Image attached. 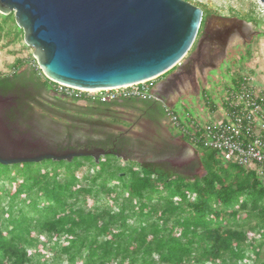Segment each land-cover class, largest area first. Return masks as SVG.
Masks as SVG:
<instances>
[{
  "label": "trees",
  "instance_id": "1",
  "mask_svg": "<svg viewBox=\"0 0 264 264\" xmlns=\"http://www.w3.org/2000/svg\"><path fill=\"white\" fill-rule=\"evenodd\" d=\"M10 20L0 13V42ZM25 64L0 73V93L18 95L11 125L37 115ZM213 151L193 176L111 154L0 162V264H264V183Z\"/></svg>",
  "mask_w": 264,
  "mask_h": 264
},
{
  "label": "water",
  "instance_id": "2",
  "mask_svg": "<svg viewBox=\"0 0 264 264\" xmlns=\"http://www.w3.org/2000/svg\"><path fill=\"white\" fill-rule=\"evenodd\" d=\"M0 13L14 14L48 79L99 89L165 75L192 48L204 16L203 8L189 0H0ZM175 89L178 82L170 86L165 79L156 94L165 101ZM17 99L0 93L2 164L83 156L99 162L102 156L120 155L104 147L58 150L17 132L6 116Z\"/></svg>",
  "mask_w": 264,
  "mask_h": 264
},
{
  "label": "rangeland",
  "instance_id": "3",
  "mask_svg": "<svg viewBox=\"0 0 264 264\" xmlns=\"http://www.w3.org/2000/svg\"><path fill=\"white\" fill-rule=\"evenodd\" d=\"M189 1L203 8L205 16H207L209 12L220 16L236 15L240 19L248 22L246 24L254 32V37L251 39V42L241 49L244 53H242L238 47L231 51L227 72H219V78L211 84V89H206L205 92L219 99L221 97L223 85L227 83L231 77L232 69L253 74L256 83L264 89V3L260 0ZM18 33L20 34L16 37L15 41H12L10 38H14ZM242 41L243 39L240 36L236 37L234 40L236 43H242ZM32 52V48L26 45L23 30L19 27L16 20L15 22L11 20L8 21L6 23L5 35L0 42V73H12L13 65L19 58L27 60V64L22 66L19 71L29 70L31 66L35 64L31 59V56H33ZM245 54H247V56H245ZM168 75L169 74L164 77ZM49 88L52 89L50 90ZM54 91V87L49 84L47 89L44 88L41 92L36 94L38 104H36L35 109L37 115L40 119L45 118L50 122L48 126L34 124L32 128L36 126L37 129L34 128V130L36 133L45 136L44 139L47 140H44L45 142H51L50 138L57 133L61 134L64 131L72 129V124L78 125L80 132H88L92 128L100 129L106 124L115 125L116 128L120 127L119 129H122V131L127 130V128L115 123L114 116H116V114L110 111H104L95 117L91 116L86 118L80 116L78 119L73 118V115H75L74 113H76L75 105L69 100L57 97ZM205 107V94L196 100L192 96L182 95L179 97L174 109L181 115H185L187 111H192L195 115L201 116L205 111ZM83 115L85 116L86 114L84 113ZM119 116L135 122L139 115L120 112ZM85 119H89V122ZM137 124L135 129H130L131 136L136 139L138 143V161L135 162L143 161L146 158L151 159L155 155H159L168 149L166 146L169 141L167 140V131L165 127L150 126L146 120L142 119L138 120ZM194 147L198 154H193L191 152V160L189 163L183 165L179 164L174 155L171 154L168 156L165 166L190 176L205 174L202 162H205L207 156L213 154L214 151L200 145H195ZM117 157L120 158L121 163L126 161L120 156ZM49 257V259H52V252H49Z\"/></svg>",
  "mask_w": 264,
  "mask_h": 264
},
{
  "label": "flooded vegetation",
  "instance_id": "4",
  "mask_svg": "<svg viewBox=\"0 0 264 264\" xmlns=\"http://www.w3.org/2000/svg\"><path fill=\"white\" fill-rule=\"evenodd\" d=\"M215 13H210L207 16H203V20L196 37V40L185 56V58L174 67L172 70L167 72L164 76L169 74L167 77H162L158 81V88H160V82L167 79L170 86L174 81L178 82L179 89H175L174 93L171 94L165 101L156 99H144V98H128V100L137 105L139 108V116L137 121L142 119L146 120L150 126H168V120L165 113V106L169 105L173 107L172 97L176 94L182 96V87L190 85V93L195 96L200 87L208 84L212 78L211 74L219 72H227L228 62L230 58L231 51L234 48L242 49V47L247 46L251 39L254 37V32L248 27L246 21H242L236 15L222 16L225 18L216 17ZM220 16V15H219ZM242 37V43H236L234 40L236 37ZM242 51V50H241ZM242 53H244L242 51ZM27 78V87H21V90L25 93L31 95H36L41 92L42 89L47 87L44 84H36L33 81L30 70L22 71ZM50 89V88H49ZM52 89V88H51ZM50 89V90H51ZM163 91H168V88H164ZM57 97H62L65 100L75 102L74 98L68 97L65 94L57 93L54 91ZM18 97L16 94H12ZM18 100V99H17ZM127 100V99H124ZM18 106H13L7 109V112ZM73 118L78 119L80 116L73 115ZM81 117L88 118V115H81ZM89 122V119H85ZM49 122L45 118H41L35 115L31 120L26 123H21L17 120L16 123H12V126L17 132L23 134H30L35 140H45V136L40 133H36L34 130L37 129L36 126L32 128L35 124L48 126ZM94 122V121H93ZM138 125V124H137ZM70 130L64 131L61 134H55L51 137V142H47L50 147L58 150L66 149H81V148H96L104 147L106 149L116 148L120 157L124 159L138 161L137 140L134 139L130 132L131 130L122 131L115 125H103L100 129L92 128L88 132H80L78 125H71ZM116 156L115 154H112ZM166 153H160L155 155L153 158H146L143 161L161 163L165 160ZM140 161V162H143Z\"/></svg>",
  "mask_w": 264,
  "mask_h": 264
},
{
  "label": "built area",
  "instance_id": "5",
  "mask_svg": "<svg viewBox=\"0 0 264 264\" xmlns=\"http://www.w3.org/2000/svg\"><path fill=\"white\" fill-rule=\"evenodd\" d=\"M163 76L94 91L49 80L57 93L68 97L110 102L156 99L158 81ZM220 96L216 99L205 94L206 117L189 112L181 115L166 105L167 120L192 144L215 150L225 162L254 171L264 183V89L253 74L232 69Z\"/></svg>",
  "mask_w": 264,
  "mask_h": 264
},
{
  "label": "crops",
  "instance_id": "6",
  "mask_svg": "<svg viewBox=\"0 0 264 264\" xmlns=\"http://www.w3.org/2000/svg\"><path fill=\"white\" fill-rule=\"evenodd\" d=\"M212 80L204 85L202 88L200 87L199 92L193 96L190 91L191 87L190 85H186L182 87L183 95H189L192 96L195 100L199 99L202 95L208 93L205 92L206 89H211V84L215 82L219 78L218 73L211 74ZM226 83L223 85V88L225 87ZM180 95L176 94L172 97V102H173V108H175L176 103L179 100ZM75 105V110L76 113H74L76 116H81L84 113L88 115L89 117L93 116L95 117L96 115L103 113L104 111H110L112 113H115L116 116H114V121L117 125L122 126L129 129H135L137 127L136 122L131 121L128 118H122L119 116L120 112L123 113H131L133 115H136L139 113V108H137V105L135 103L130 102L128 99L124 100H116V101H110L107 103H102L98 99H93V98H82L79 100H75V102H72ZM138 110V111H137ZM189 113L194 114L192 111H187ZM197 115V114H196ZM207 111L205 108V111L203 115H197L198 117H206ZM167 131V140L169 143L167 144L166 148H168L166 151V158L161 164L165 165V162L168 159L169 155H174L175 159L179 164H186L190 162V153L192 152L193 154H198L196 148L194 147L195 145L192 144L190 141H188L186 138H184L179 131L173 127L169 122L168 126L165 127ZM171 148V149H170ZM199 156V155H198Z\"/></svg>",
  "mask_w": 264,
  "mask_h": 264
},
{
  "label": "bare ground",
  "instance_id": "7",
  "mask_svg": "<svg viewBox=\"0 0 264 264\" xmlns=\"http://www.w3.org/2000/svg\"><path fill=\"white\" fill-rule=\"evenodd\" d=\"M109 88H110V87H109ZM81 89L92 90V91H94V90H98L99 88H81Z\"/></svg>",
  "mask_w": 264,
  "mask_h": 264
}]
</instances>
